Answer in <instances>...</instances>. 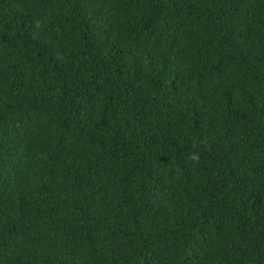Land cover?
<instances>
[{"label": "trees", "instance_id": "16d2710c", "mask_svg": "<svg viewBox=\"0 0 264 264\" xmlns=\"http://www.w3.org/2000/svg\"><path fill=\"white\" fill-rule=\"evenodd\" d=\"M0 264H264V0H0Z\"/></svg>", "mask_w": 264, "mask_h": 264}]
</instances>
